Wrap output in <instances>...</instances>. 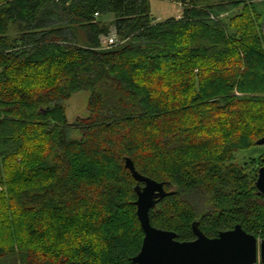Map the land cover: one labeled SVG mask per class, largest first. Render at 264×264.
<instances>
[{"label":"trees","instance_id":"16d2710c","mask_svg":"<svg viewBox=\"0 0 264 264\" xmlns=\"http://www.w3.org/2000/svg\"><path fill=\"white\" fill-rule=\"evenodd\" d=\"M170 1L182 15L157 22L151 0H0V264H135L127 157L165 183L152 226L264 240V155L234 162L264 137L262 16L252 0ZM81 91L89 115L69 124Z\"/></svg>","mask_w":264,"mask_h":264},{"label":"water","instance_id":"95a60500","mask_svg":"<svg viewBox=\"0 0 264 264\" xmlns=\"http://www.w3.org/2000/svg\"><path fill=\"white\" fill-rule=\"evenodd\" d=\"M257 145H264V137ZM125 167L137 182L135 205L145 235L141 251L133 258L135 264H257L259 258L264 264V240L259 241L241 225L210 238L194 222L196 238L192 241H179L174 231L152 226L150 211L168 195L165 183L140 174L128 157ZM255 186L264 195V159Z\"/></svg>","mask_w":264,"mask_h":264},{"label":"rangeland","instance_id":"374dc122","mask_svg":"<svg viewBox=\"0 0 264 264\" xmlns=\"http://www.w3.org/2000/svg\"><path fill=\"white\" fill-rule=\"evenodd\" d=\"M253 5L257 7L258 13L261 14L264 22V0H252ZM151 15L157 22H163L171 18H179L182 15V8L180 3L170 0H151ZM225 18L228 16H224ZM108 21L113 20V16L107 17ZM114 30V29H113ZM264 31V23H263ZM79 42L81 44H87V34L85 31L79 33ZM91 98L90 91H81L71 96L66 101V115L69 124L75 123L78 119L87 118L89 115L88 105ZM73 137H79V133L76 130L72 131ZM264 155V145H256L250 149L239 151L235 154V163L245 166L246 169L260 168L261 157ZM264 159V157H263ZM262 159V162H263ZM252 161H256V165H252ZM263 166V165H262ZM261 166V167H262ZM259 173V172H258ZM260 241V240H259ZM258 264V263H257Z\"/></svg>","mask_w":264,"mask_h":264},{"label":"built area","instance_id":"2783aa9c","mask_svg":"<svg viewBox=\"0 0 264 264\" xmlns=\"http://www.w3.org/2000/svg\"><path fill=\"white\" fill-rule=\"evenodd\" d=\"M118 43L119 39L115 30H113L109 36L101 38V45L103 48H110L111 46H114Z\"/></svg>","mask_w":264,"mask_h":264},{"label":"flooded vegetation","instance_id":"af4514ba","mask_svg":"<svg viewBox=\"0 0 264 264\" xmlns=\"http://www.w3.org/2000/svg\"><path fill=\"white\" fill-rule=\"evenodd\" d=\"M258 240H259V239H258ZM260 241H262V240H260ZM260 263H262V262H261V260H260V258H259L258 264H260Z\"/></svg>","mask_w":264,"mask_h":264}]
</instances>
